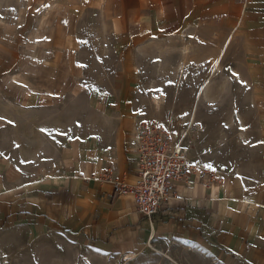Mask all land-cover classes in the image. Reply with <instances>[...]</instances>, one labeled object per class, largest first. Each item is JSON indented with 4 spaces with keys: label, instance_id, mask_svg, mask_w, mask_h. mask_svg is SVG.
Masks as SVG:
<instances>
[{
    "label": "rangeland",
    "instance_id": "1",
    "mask_svg": "<svg viewBox=\"0 0 264 264\" xmlns=\"http://www.w3.org/2000/svg\"><path fill=\"white\" fill-rule=\"evenodd\" d=\"M101 20L86 0H0L1 160L50 170L71 134H90L116 109L166 123L203 166L224 167L262 141L264 42H247L260 38L253 27L207 36L184 28L170 46L149 43L127 56V88L114 91L121 60L99 40L117 29L105 34ZM41 242L52 264H222L197 244L163 236L137 256L98 254L64 236Z\"/></svg>",
    "mask_w": 264,
    "mask_h": 264
},
{
    "label": "crops",
    "instance_id": "2",
    "mask_svg": "<svg viewBox=\"0 0 264 264\" xmlns=\"http://www.w3.org/2000/svg\"><path fill=\"white\" fill-rule=\"evenodd\" d=\"M86 1L102 13L105 34L117 29L99 40L112 43L121 60L114 91L127 88V56L145 52L149 43L158 50L170 46L184 28L207 36L221 34L219 28L253 27L260 38L247 42H264V0ZM137 118L116 109L90 134H71L47 171L0 159V264H52L42 258L47 248L41 241L53 235L82 240L98 254L127 256L157 237H171L197 244L222 264H264V134L243 157L209 168L221 181L201 171L174 180L171 199L150 221L113 184L137 178Z\"/></svg>",
    "mask_w": 264,
    "mask_h": 264
},
{
    "label": "built area",
    "instance_id": "3",
    "mask_svg": "<svg viewBox=\"0 0 264 264\" xmlns=\"http://www.w3.org/2000/svg\"><path fill=\"white\" fill-rule=\"evenodd\" d=\"M137 153V178L134 182L115 181L119 195L130 196L139 212L150 221L171 199L174 180H185L191 172L209 173L212 181H221L218 171L195 162L177 133L155 118H140L134 129Z\"/></svg>",
    "mask_w": 264,
    "mask_h": 264
},
{
    "label": "snow or ice",
    "instance_id": "4",
    "mask_svg": "<svg viewBox=\"0 0 264 264\" xmlns=\"http://www.w3.org/2000/svg\"><path fill=\"white\" fill-rule=\"evenodd\" d=\"M65 23H67V21H65ZM236 75H238V74H236ZM241 83H245V82L244 81H241ZM0 119H3V117H0ZM17 147H19V146H17ZM208 167L211 168L212 165H208Z\"/></svg>",
    "mask_w": 264,
    "mask_h": 264
}]
</instances>
